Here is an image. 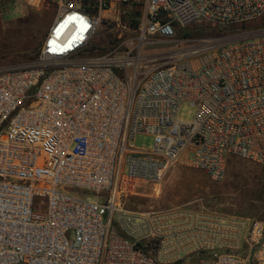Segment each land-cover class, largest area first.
<instances>
[{
	"label": "built area",
	"instance_id": "built-area-1",
	"mask_svg": "<svg viewBox=\"0 0 264 264\" xmlns=\"http://www.w3.org/2000/svg\"><path fill=\"white\" fill-rule=\"evenodd\" d=\"M36 1L55 8L38 60L0 67V264H172L201 252L211 263L197 264H264L262 221L125 209L176 165L214 182L231 157L264 166V31L176 39L202 22H254L264 0ZM142 1L136 36L122 40L121 16ZM108 22L121 42L92 55ZM186 103L190 122L178 117ZM139 134L150 148L134 146Z\"/></svg>",
	"mask_w": 264,
	"mask_h": 264
},
{
	"label": "rangeland",
	"instance_id": "rangeland-1",
	"mask_svg": "<svg viewBox=\"0 0 264 264\" xmlns=\"http://www.w3.org/2000/svg\"><path fill=\"white\" fill-rule=\"evenodd\" d=\"M143 16V1L138 7L129 9L121 16V22L131 29L122 34V40L136 36L135 31ZM54 18L55 8L44 1L0 3V67H23L36 62ZM187 31L190 36H186ZM257 31H264V16L254 22L231 27L205 22L194 24L178 29L176 39L240 38ZM120 35L121 31L115 22L105 23L91 40L90 53L103 54L112 49L121 42ZM168 46L169 44L161 45L150 52L164 51ZM195 115V107L186 103L181 106L178 117L182 121L190 122ZM132 143L137 148H150L153 138L139 134ZM125 209L140 213L169 209L187 210L192 215V222L200 218L209 225L229 218H241L248 224L256 220L264 222V166L231 157L225 179L214 182L202 170L176 165L168 171L160 186L143 184L136 195L126 200ZM102 215L107 220L108 212L102 211ZM156 243L150 242L154 257ZM199 255L194 253L172 264H197L200 261ZM204 260L211 263L209 257Z\"/></svg>",
	"mask_w": 264,
	"mask_h": 264
},
{
	"label": "trees",
	"instance_id": "trees-1",
	"mask_svg": "<svg viewBox=\"0 0 264 264\" xmlns=\"http://www.w3.org/2000/svg\"><path fill=\"white\" fill-rule=\"evenodd\" d=\"M185 33H186V36H190V34L188 33V31L185 32ZM206 258H208V256L206 254H204V253L201 252L200 255H199V260L206 259Z\"/></svg>",
	"mask_w": 264,
	"mask_h": 264
}]
</instances>
